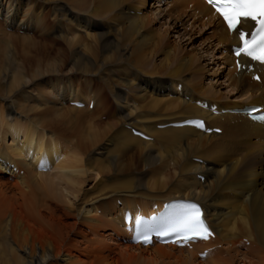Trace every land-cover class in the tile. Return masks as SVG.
Here are the masks:
<instances>
[{
	"label": "bare ground",
	"instance_id": "bare-ground-1",
	"mask_svg": "<svg viewBox=\"0 0 264 264\" xmlns=\"http://www.w3.org/2000/svg\"><path fill=\"white\" fill-rule=\"evenodd\" d=\"M61 1L73 4L79 13L85 11V5L83 0H59L51 6L58 16L56 43L65 44L67 53L61 49L55 55L41 52L40 43L30 35L10 38L0 26V264H264V126L242 115H212L196 106L205 97L220 111L264 105V66H256L260 84L252 81V74L229 70L225 76L227 87L238 100L226 103L225 96L217 94L213 86L203 87V80L196 79L191 59L185 61L170 53L171 46L162 37L170 29L162 28L165 33L160 34L158 30L150 32L149 28L156 18L176 15L181 23L186 19L181 26L191 20V29H214L212 38L226 56L217 59L222 61L220 68L230 67L233 60L229 49L235 39L211 16L212 11L201 0L167 2L163 17L155 12L139 19L122 11L126 3L134 0H93L89 14L94 18L109 14L108 19L113 23L108 25L110 32L101 23L83 17L84 14L73 13ZM162 1L153 0V5L157 4L153 11H158L161 7L158 3ZM33 2L27 0V10L22 15L30 27L43 29L40 11L43 7L38 5L30 13ZM135 4L145 11L148 3L137 0ZM140 10H134V14ZM173 25L171 32L178 34ZM75 27L99 32L88 36L90 43H87L74 36ZM113 31L114 40L110 38ZM132 32L141 35L140 40L133 48L124 47ZM153 36L157 37L154 43ZM147 42L150 47L146 46ZM79 48L86 51L76 52ZM125 51L129 52L128 56L122 54ZM157 54L166 55L158 65H153L151 60ZM111 66H115L117 76L127 79L116 83L119 89H115L111 79L101 81L119 107L112 117L113 123L101 124L98 119L103 114L96 115V112L102 106L103 88L99 91L95 86L98 81L92 82L88 77L97 75L103 80L112 75ZM129 69H134L136 75H131ZM160 70L163 78L152 76ZM187 70L196 80H191L193 85L188 83L189 88L182 80ZM146 73L152 78H144ZM91 101L94 107L89 110ZM64 102H82L84 108L64 107ZM133 103L135 106L130 110ZM176 110L193 115L178 120ZM191 118L204 119L208 128L220 129L222 137L215 134L207 137L188 127H171ZM133 130L147 138L133 136ZM8 136L12 144L5 145ZM239 139L242 144L238 143ZM153 143L163 146L165 151L159 152ZM108 146H113V150H108ZM196 147L203 148L200 157L192 155ZM244 147L248 151L240 160L239 149ZM134 148V155L142 165L156 171V179H147L144 183L127 178L135 162L133 165L134 156L126 154ZM151 150L156 151L155 155ZM191 160H200L201 164ZM203 160L207 166L202 164ZM239 161L245 165L238 171ZM169 162L177 170L174 172L176 184L170 185L169 174L163 173L164 177L159 178ZM210 163L219 170L209 166ZM40 165L47 168L45 173L37 171ZM91 173L102 180L88 190L86 184L92 179ZM121 174L127 175L128 180L113 179ZM197 176L204 177L203 184ZM225 177L229 183L224 186L220 182ZM167 187L168 194L156 193L164 192ZM223 190H228L230 195L221 198ZM178 199L195 201L202 206L215 235L212 241L195 244L191 250L155 244L142 248L126 242L130 235L122 225L125 210L134 215L149 213L154 205L162 206ZM239 234L244 235L241 239L244 245L243 240L255 239L261 255L250 248L233 245ZM115 237L126 243L116 242ZM223 246L235 248L227 249L224 256L226 247ZM205 251L208 252L202 261L199 255Z\"/></svg>",
	"mask_w": 264,
	"mask_h": 264
},
{
	"label": "rangeland",
	"instance_id": "rangeland-1",
	"mask_svg": "<svg viewBox=\"0 0 264 264\" xmlns=\"http://www.w3.org/2000/svg\"><path fill=\"white\" fill-rule=\"evenodd\" d=\"M46 0H34V2L29 6V8H31L30 9V13L32 12V13H34L35 12V10H36V7L38 6V5H41L42 7H43V10H40L41 12H42V20H43V22H42V25H41V28H43V29H39V28H36V27H33L32 28V26L30 27V24H28V20L22 15V13L24 14L25 13V10H27V7L25 6L26 5V3H27V0H0V26L2 27V30H3V33H4V35H7L8 37H12V36H28V35H30L35 41H38L39 43H40V45L38 46V49H39V51H41V52H47V53H50L51 55H55L56 53H58V50L59 49H61L62 51H66L67 50V48H66V46H65V44H63V43H59V42H57L56 43V39H57V37H56V33H58L57 32V30H58V26H57V23H56V20H58L57 18H58V16L56 17V15L54 14V12H53V7H51L53 4H56L57 3V1H59V0H52V2H45ZM48 1H50V0H48ZM54 1V2H53ZM85 1V2H84ZM13 2V3H12ZM14 2H15V5H14ZM93 0H83V4L85 5V11L84 12H86V13H84V12H82V13H79V11L77 10L76 11V7L73 5V4H69V3H66V2H63V1H61V4H63V5H65V7H69V9H70V11H72L73 13H76V12H78L79 14H84V15H82L83 17H87V18H91V19H93L94 21H96V22H99V23H101V25H103L104 26V30L106 31V32H110L112 29H110V27L109 26H111L113 23H111L110 21H109V19H108V16H109V14L107 15V16H105L104 18H97V17H92V15H90L89 14V12L91 11V9H92V5H93ZM135 2H137V0H134V1H130V2H128V3H126V5L123 7V9H122V11L124 10L126 13H128V16L129 17H139V18H143V17H148V16H151L153 13H157L158 15H161L162 17L165 15V13H166V3L163 5V7H162V4L161 3H158L159 4V6H161V7H159V8H157L158 9V11H153V9L155 8V6H157V4H154L153 5V0H147V3L149 4H147V6H146V9H145V11L144 10H142L141 8H140V6L139 5H137V4H135ZM58 3H60V2H58ZM18 4V5H17ZM135 4V7L133 6ZM161 4V5H160ZM22 5H23V7H22ZM127 5H129V7L127 6ZM137 5V6H136ZM8 6V8H6ZM34 6V7H33ZM73 6H74V9H73ZM138 6H139V8H138ZM154 6V7H153ZM170 6V5H169ZM169 6L167 7V8H169ZM17 7V8H16ZM22 7V8H21ZM33 7V8H32ZM72 7V8H71ZM90 7V8H89ZM126 7V8H125ZM11 10H10V9ZM19 8V9H18ZM129 8V9H128ZM190 8V7H189ZM34 9V10H33ZM130 9H132V10H130ZM140 10V11H138L136 14H134V10ZM18 10V12H16ZM127 10V11H126ZM152 10V11H151ZM7 13V14H6ZM6 14V15H5ZM23 17V18H22ZM176 17V15H174L173 16V18H172V16H164L163 17V19H161V20H159L158 18H156V16H155V18H156V22L155 23H151V25H150V32H152V33H154V32H157V30H158V33L160 32V34H162L163 32L165 33V30L167 29V30H169L170 29V31H168V35L167 36H165V34L164 35H162V37H164L165 38V40H167L168 41V46H171V52L170 53H172L173 55H175V56H178L179 58H183V59H185V61H187L188 59H191V62H192V66L193 67H191L192 69L193 68H195V69H193L194 71V76L196 77V79H202L203 81H201L202 82V84L204 85L203 87H206V85H208V86H213L212 88L214 89V91L217 93V94H222V95H224L225 96V99H223L226 103H228V102H234V101H236V100H238V98H237V96H234V95H232L231 93L232 92H230V88H228L227 87V83H226V74H227V72L229 71V70H231V67H226L225 69H221L220 67V65H221V63H222V61L221 60H217V59H219V57H225L226 58V56H225V53H224V51L222 50V48L220 47V46H217L216 45V42H215V40L212 38V35H213V32L215 31L214 29H211V30H203V29H201V28H195V30L194 29H191V20L187 23V24H185V26H181V24L183 23V22H185L186 21V19L181 23V20L179 21L178 20V18H175ZM138 18V19H139ZM10 22H9V21ZM25 20V21H24ZM176 20V21H175ZM178 20V21H177ZM27 24H26V23ZM14 23V24H13ZM19 23H21V26L19 25ZM24 24V25H23ZM111 24V25H110ZM170 24V25H169ZM174 24V25H173ZM28 25V26H27ZM109 25V26H108ZM121 25V24H120ZM164 27H163V26ZM166 25V26H165ZM172 25L173 26H175V27H177V32H178V34H175V33H172L171 32V29L172 28H170V27H172ZM27 26V27H26ZM167 26H168V28H167ZM71 27H74V24H71ZM118 28H119V30L121 29L120 28V26L118 25L117 26ZM159 27H161V28H159ZM26 28V29H25ZM29 28V29H28ZM165 29V30H163V29ZM201 29V30H200ZM29 30V31H28ZM64 30H65V28H64ZM74 30L76 31L75 33H74V36L76 37V38H81L82 40L84 39V41H88L87 43H90V39L88 38V36H93L96 32L98 33L99 31H97V30H95V29H92V30H88L87 28H84V29H82V28H78V27H75L74 28ZM102 30H103V28H102ZM104 30L102 31V32H104ZM161 30V31H160ZM200 30V31H199ZM26 31H28V32H26ZM94 31H96V32H94ZM213 31V32H212ZM217 31V30H216ZM206 32V33H205ZM67 33H69V31H67ZM78 33H79V35H78ZM205 33V34H204ZM212 33V34H211ZM27 34V35H26ZM71 34V33H70ZM111 34V36H110V38L111 39H115L116 38V33H114V31H113V33H110ZM72 35V34H71ZM179 35H181L180 37H178ZM68 36H69V34H68ZM73 36V35H72ZM141 36V35H140ZM140 36L138 35V34H136V33H130V34H128V37H127V43H126V45L124 46V47H128V48H133L135 45H137V43H138V41L140 40ZM183 36H185V37H183ZM181 40V41H180ZM55 41V42H54ZM155 41H157V37L156 36H153V42L152 43H154ZM148 45V47H150V43L149 42H147V44H146V46ZM148 47H145V48H148ZM169 49V48H168ZM167 49V50H168ZM84 52V51H86V49H84V48H79V49H76V52ZM65 53H67V52H65ZM128 51H125L124 53L122 52V54H125L126 56H128ZM165 55L166 54H157L151 61V64L153 63V65H158L161 61H163L164 60V57H165ZM171 55V54H170ZM173 55H171V57H173ZM125 56V57H126ZM189 57V58H188ZM193 57V58H192ZM172 60V59H171ZM92 62H94L93 60H92ZM194 62V63H193ZM195 66V67H194ZM151 67V66H150ZM197 67V68H196ZM114 68V69H113ZM189 69L190 71L192 70V69ZM211 69H212V71H211ZM109 70L111 71V70H113L111 73H112V75L111 76H109V77H105V78H103V80L101 79H99L98 77H97V75H95V76H89L88 77V79L89 80H91L92 82H97L98 81V85L96 84L95 86L97 87V88H99L98 90L99 91H101V88H103L102 89V92H101V103H102V106L100 107V109H99V111H97L96 113V115H101V114H103V116L102 117H99V119H98V122L99 123H101V124H103V123H106V122H110V123H113V119H112V117H114L117 113H118V111H119V107H118V105L116 104V102H115V99H114V97H113V95H111L110 94V92L106 89V91H105V87H104V84L101 82V81H105L106 80V78L108 79V80H110L111 82H112V84H113V86H115V89H119V86L117 87V85H116V83L117 82H121V80H123L124 78H125V80L127 79V77L125 76L124 78H122L123 76H117L116 75V68H115V66H111V67H109ZM149 70L150 69H148L146 72H148L149 73ZM189 70H187V72H184L183 74H182V77L184 76V74L186 75V76H184L183 78H182V80H183V82H184V84L185 85H187V87L189 88L190 87V84L191 85H193L194 83H193V81L194 82H196V80L195 79H193V76H192V73H190V71ZM198 70H200V71H198ZM212 72H210V71ZM162 70H160V71H157L156 73H155V76L154 75H152L153 77H162L163 76V73L161 72ZM115 72V73H114ZM138 72H140V71H138ZM160 72V73H159ZM129 73L131 74V75H136V72H135V70L133 69H129ZM140 73H142V72H140ZM139 73V74H140ZM148 73H146L143 77L144 78H146V79H148V77H150V78H152V76L150 75V74H148ZM203 73V74H202ZM215 73V74H214ZM142 74H144V73H142ZM214 74V75H213ZM146 75H147V77H146ZM198 77H197V76ZM200 75V76H199ZM209 75V76H208ZM116 76V77H115ZM78 77H80L81 78V74H79L78 75ZM96 77V78H95ZM164 77V76H163ZM162 77V78H163ZM168 77H170V76H168ZM194 77V78H195ZM157 79H159V78H157ZM94 80V81H93ZM186 81V83H185V81ZM191 80H193V81H191ZM180 82H182L181 80H179ZM188 83H190L189 85H188ZM102 84H103V86H102ZM213 84V85H212ZM30 85V84H29ZM215 85V86H214ZM7 86H8V84H7V82H5V90L7 89ZM100 86V87H99ZM95 88V87H94ZM96 88V89H97ZM121 91H124L125 92V90L124 89H120ZM126 93V92H125ZM225 93V94H224ZM230 95H229V94ZM36 92H33V94L32 95H34V96H36ZM229 99V100H228ZM208 100H209V98L207 99V97H205V101H207L208 102ZM242 100H245V98L244 99H242ZM209 103V102H208ZM64 107H73V106H70V103H63L62 104ZM135 106V104L133 103L132 105H131V108H130V110L133 108ZM87 107V106H86ZM84 108V107H83ZM105 109V110H104ZM102 110H104V111H106V112H104V113H102ZM129 110V111H130ZM101 111V112H100ZM154 114H155V112H153ZM175 113H177V114H179V116H178V120H179V117L180 118H185V117H188V116H191V114L192 113H190V112H185V113H182V112H179V111H175ZM107 116H106V115ZM163 115H164V113H162ZM161 114V115H162ZM182 114V115H181ZM190 114V115H189ZM132 115L133 116H135V113L133 112L132 113ZM193 115V114H192ZM16 118H18L17 116H16ZM18 120H20L19 118H18ZM177 120V119H176ZM159 128V127H158ZM126 130H129L130 128L129 127H126L125 128ZM157 129V128H156ZM212 134H214V133H212ZM212 134H210V135H212ZM207 135V134H206ZM210 135H207V137L208 136H210ZM215 135H217L218 137L220 136V137H222V134L220 133L219 135L218 134H215ZM110 136V135H109ZM137 137V136H136ZM147 138V137H146ZM142 139V138H141ZM144 141H147V139H143ZM11 138L8 136V137H6V141H4V144H5V142H6V144L5 145H10V144H12L11 142ZM208 141H212L213 143L215 142V141H213V140H208ZM238 141V143H240V144H242V140H237ZM105 142V145H108V143H106L107 142V140L106 141H104ZM152 142V141H151ZM244 143V142H243ZM153 145H154V147L157 149L158 147H159V150H157V151H159V152H161V153H163V151H165V148L163 147V146H161L160 147V145H157V144H154L153 143ZM112 147L113 146H108V150H113L112 149ZM163 147V148H162ZM182 148H184V146H181ZM206 148V147H205ZM204 148V149H205ZM115 149V148H114ZM166 149H169V148H166ZM173 149V148H172ZM203 148H201V149H198V147H196V148H194V152L192 153V155L193 156H198L199 155V157L201 156V154H203V150H202ZM136 149L134 148L131 152H129V153H127L126 155L127 156H134L133 157V159L134 160H132V164L134 165L132 168H131V170L130 171H128V173L129 174H127V175H124V174H121V175H119V176H113L114 178L113 179H117L118 181H123V180H128V179H130V180H132L133 179V181H135V182H138V181H143L144 183H145V181L147 180V179H156V176H155V174L154 173H156V171H153V169H150V168H148V167H144L143 165H142V163L140 162V160L139 159H137L136 158V156L134 155V151H135ZM176 150V149H175ZM206 150V149H205ZM239 150H241V154H240V156H239V159L241 160L242 159V157L245 155L244 153H246L248 150L247 149H245V147L244 148H240ZM246 150V151H245ZM173 152V151H172ZM151 153L153 154V155H155V153H156V151L155 150H151ZM93 154V152H91L90 153V155H92ZM94 154H95V152H94ZM191 155V156H192ZM171 156V155H170ZM174 156V155H173ZM102 157V156H101ZM100 157V158H101ZM139 158V157H138ZM192 159V158H191ZM85 160V159H84ZM139 160V161H138ZM170 161V160H169ZM191 162H193V163H200L201 164V161L199 160H191ZM205 161L203 160L202 161V164L204 165V166H207L206 165V163H204ZM139 163V164H138ZM211 164V163H210ZM209 164V166H213V168L215 167L216 169H218L219 170V168L216 166V165H213V164H211L210 165ZM239 168H238V171L243 167L244 168V165L245 164H241L240 163V161H239ZM138 165H139V167H138ZM155 167H157V166H155ZM168 167V168H167ZM166 168L167 169H163L161 172V176L159 177V178H161V177H164V175H163V173H166V174H169V179H172V181H171V183H170V185L171 184H176V178H175V176H174V172L175 173H177V170H176V167L174 166V164H173V162H169V164H168V166H167ZM136 168H138V169H136ZM158 168V167H157ZM135 170H137V171H135ZM155 170V169H154ZM168 170V172H166ZM238 171H237V173H238ZM131 173V174H130ZM22 175V174H21ZM91 177H92V179L90 178L89 180L90 181H88L87 182V184L86 185H88L87 187H86V189H88V190H91V188H93V186L97 183V182H100L99 180L101 179L102 180V178L100 177V176H98V178L96 179V177L91 173V174H89ZM93 175V176H92ZM152 175H154V176H152ZM121 176V177H120ZM125 176H127V178L125 177ZM133 176V177H132ZM145 176V177H144ZM168 176V175H167ZM177 176V175H176ZM236 176V175H235ZM238 177H240L239 175H237ZM123 177V178H122ZM94 178L96 179V181L94 180ZM122 178V179H121ZM111 180H112V178H110ZM175 179V180H174ZM185 179V178H184ZM196 179L197 180H199L198 179V177H196ZM106 180V179H105ZM138 180V181H137ZM225 181V182H224ZM229 183V180L225 177V178H223L222 180H221V185H223L224 184V186H225V184L227 185L228 183ZM143 183V184H144ZM202 184H203V182H201ZM207 183H205V185H206ZM205 185H203V186H205ZM169 186V185H168ZM171 187H173V186H171ZM223 187V186H222ZM205 188V187H204ZM167 189V190H166ZM165 190H164V192L162 191H158V192H156V193H158L159 195H161L162 193L164 194V195H166V194H168V187L166 188ZM159 192H161V193H159ZM227 192H228V190H223V191H221L220 192V196H221V198H223V197H226V196H228V195H230L229 193L227 194ZM135 194H138L137 192H135ZM157 194V195H158ZM224 194V195H223ZM156 195V196H157ZM226 195V196H225ZM167 197V196H166ZM165 197V198H166ZM152 199V198H151ZM150 199V200H151ZM153 201V200H152ZM154 201H155V199H154ZM97 215H100V212H97L96 213ZM113 236V235H112ZM119 238H121L120 236H118ZM244 237V235L243 234H239L238 235V237H237V239H236V241H234L233 242V245H239V247H240V249H245V247L246 248H250V249H252V250H254V251H256V252H259L258 254L259 255H261L260 254V252H261V248L258 250V242L255 240V239H253L254 241L252 242V241H248V245H247V243H245V245L243 244V242L241 241V239ZM254 237V236H253ZM246 239V238H245ZM114 240L116 241V242H122V240L121 239H118V238H114ZM244 242L246 241V240H243ZM242 242V243H241ZM122 243H124V241L122 242ZM237 243V244H236ZM249 243H250V245H249ZM242 244V245H241ZM235 246H232V247H230V246H223V247H226L225 249L226 250H224L223 252V255L225 256L226 254H227V252H228V250H231V249H234L235 248ZM241 246H242V248H241ZM228 249V250H227ZM187 250V249H186ZM231 253V252H230ZM229 253V254H230ZM228 254V255H229ZM255 257V256H254ZM255 258H259V257H255ZM201 259V258H200ZM174 260H175V258H174ZM204 260V258H202V261ZM170 261V260H169ZM167 262V261H166ZM168 263V262H167ZM166 263V264H167ZM165 264V263H164ZM232 264H238V262L237 263H232Z\"/></svg>",
	"mask_w": 264,
	"mask_h": 264
},
{
	"label": "snow or ice",
	"instance_id": "snow-or-ice-1",
	"mask_svg": "<svg viewBox=\"0 0 264 264\" xmlns=\"http://www.w3.org/2000/svg\"><path fill=\"white\" fill-rule=\"evenodd\" d=\"M208 2L223 18L227 28L239 33L241 43L235 48V54L245 55L264 63V0H208ZM242 18L256 21L258 24L256 31L250 34L243 31L240 28ZM180 208L181 224L186 231L199 232L201 229L207 231L195 204H182ZM137 224L139 225V221Z\"/></svg>",
	"mask_w": 264,
	"mask_h": 264
}]
</instances>
